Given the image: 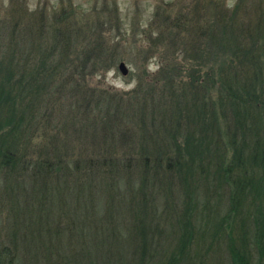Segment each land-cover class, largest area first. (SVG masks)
I'll list each match as a JSON object with an SVG mask.
<instances>
[{
	"label": "trees",
	"instance_id": "trees-1",
	"mask_svg": "<svg viewBox=\"0 0 264 264\" xmlns=\"http://www.w3.org/2000/svg\"><path fill=\"white\" fill-rule=\"evenodd\" d=\"M252 6L160 5L119 91L112 20L0 5V264H264Z\"/></svg>",
	"mask_w": 264,
	"mask_h": 264
},
{
	"label": "rangeland",
	"instance_id": "rangeland-1",
	"mask_svg": "<svg viewBox=\"0 0 264 264\" xmlns=\"http://www.w3.org/2000/svg\"><path fill=\"white\" fill-rule=\"evenodd\" d=\"M21 5H27L31 11L37 8H43L46 14L51 15L56 10H65L71 6L75 11V18L81 23L90 22L93 24L98 15L101 21L112 20L113 27H108L107 37L115 49L118 57H124V64L128 69V73L135 74L134 63L137 48L142 42V31L145 29L155 10L160 5H186L194 0H0L3 9L2 16H9L8 5L12 2ZM214 3H221L227 8L234 5H246L247 8L252 5H260L264 7V0H211ZM148 71L154 72L157 69L156 60L147 62ZM98 79H94V81ZM103 80V78L101 79ZM93 82V81H92ZM104 84L119 91H129L135 86L134 77L128 78L123 76L114 68L108 71L104 77Z\"/></svg>",
	"mask_w": 264,
	"mask_h": 264
},
{
	"label": "water",
	"instance_id": "water-1",
	"mask_svg": "<svg viewBox=\"0 0 264 264\" xmlns=\"http://www.w3.org/2000/svg\"><path fill=\"white\" fill-rule=\"evenodd\" d=\"M118 70L123 76H126L128 74V69L123 62L118 64Z\"/></svg>",
	"mask_w": 264,
	"mask_h": 264
}]
</instances>
